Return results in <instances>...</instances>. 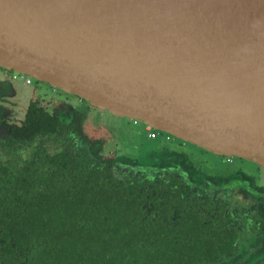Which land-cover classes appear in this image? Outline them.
Listing matches in <instances>:
<instances>
[{
	"label": "water",
	"instance_id": "water-1",
	"mask_svg": "<svg viewBox=\"0 0 264 264\" xmlns=\"http://www.w3.org/2000/svg\"><path fill=\"white\" fill-rule=\"evenodd\" d=\"M0 66L264 168V0H0Z\"/></svg>",
	"mask_w": 264,
	"mask_h": 264
},
{
	"label": "trees",
	"instance_id": "trees-1",
	"mask_svg": "<svg viewBox=\"0 0 264 264\" xmlns=\"http://www.w3.org/2000/svg\"><path fill=\"white\" fill-rule=\"evenodd\" d=\"M73 121L71 126L32 103L23 125L12 128L11 146L40 136L61 149L38 150L25 177L12 171L0 176L5 249L24 252L25 264H199L207 254L229 249L223 240L178 241L181 234L194 237L201 221L215 220L214 208L204 205L219 203L221 185L211 186L210 194L194 191L196 184L164 176L162 170L177 167L137 171L122 159L96 156L77 146L82 126Z\"/></svg>",
	"mask_w": 264,
	"mask_h": 264
},
{
	"label": "flooded vegetation",
	"instance_id": "flooded-vegetation-1",
	"mask_svg": "<svg viewBox=\"0 0 264 264\" xmlns=\"http://www.w3.org/2000/svg\"><path fill=\"white\" fill-rule=\"evenodd\" d=\"M4 79L8 83L9 78H0L1 86L5 84L3 82L5 81ZM25 83L26 85H32L33 79L30 82L25 81ZM50 85L52 94L46 93L30 98L21 119H16L15 117L11 119L13 116H10V122L7 123V121H2L0 118V176L7 175L12 171L13 173L18 172L21 177H25V166L27 163H32L36 160L38 150L46 149L47 152H57L61 149L58 141L43 140L40 136L36 140H32L30 145L25 141H18L15 147L10 145L8 139L12 128L23 125L28 108L32 103L38 107L45 108L58 119L71 122V126L74 122L73 117L77 119L78 125L81 124L82 126L76 139L77 146L88 147L90 152L96 156L110 158L115 161L125 158L138 162L137 158L128 155L129 151L124 147V144L120 143L125 135L129 136L131 132L135 137L145 134L148 139H157L163 132L139 119L118 115L110 110L91 106L81 96L67 92L52 84ZM12 95L13 92L11 91L10 96ZM12 98L9 99L12 100ZM0 101L4 107L7 106L3 98ZM11 103L13 105L15 102L12 101ZM115 117L125 119L122 127L119 123L115 124L110 121L111 118ZM177 139L179 140L180 138L174 135H167L166 138V140L171 141H176ZM179 141L176 146H163L168 148L165 150L169 153L166 161L161 160L158 162V159L156 163L151 165L156 168L164 165L177 167L178 171L173 172L164 169L162 172H164V176H169V178L174 175L180 180H185L193 185L196 184L194 191L203 192L205 190L210 194L212 192L211 186L221 185L222 187L219 188L220 191L217 193L219 198L221 197L218 201L219 203L204 205V207L214 208L213 218L215 220L212 222L201 221L199 231L194 237L190 238L181 234V237H178V241L183 239L199 242L223 240L227 244L229 242V249L207 254V259L202 260L199 264H264V188L259 183L258 174H255V170L245 171L240 164L235 166L233 172L226 175V167H233L232 165L238 160L240 163L248 160L246 161V159L236 156L219 155L191 142L182 139ZM185 143L196 145L202 154L210 152L220 157L226 163L225 170L214 169L211 163H206V160L197 161L194 159V161H186L185 152L183 153L178 146ZM152 149L154 148H149V151ZM206 165L210 166V171L204 168ZM256 166L261 170L264 169L258 164ZM28 168H31L30 164ZM198 195L200 198L205 196L204 194ZM217 207L220 209H217ZM219 216L223 218L217 219ZM167 222H170V220ZM234 230L237 231L236 236L232 234ZM218 234L221 237H218ZM172 238L175 240L174 237ZM6 242L7 239L0 234V264H25L24 252L5 249Z\"/></svg>",
	"mask_w": 264,
	"mask_h": 264
},
{
	"label": "rangeland",
	"instance_id": "rangeland-1",
	"mask_svg": "<svg viewBox=\"0 0 264 264\" xmlns=\"http://www.w3.org/2000/svg\"><path fill=\"white\" fill-rule=\"evenodd\" d=\"M6 68L0 67V78H9L8 83L3 81L5 84L3 86L0 85V99L3 98V100L6 101V107L3 106L2 102L0 101V118L2 121L10 122V116L12 118L21 119L23 112L27 108L28 101L30 98H33L34 96H40L46 93H51V85L46 81H41L33 78L32 85H26L25 83V74H21L19 72L13 71V70H7ZM10 74V75H9ZM9 76V77H7ZM11 76V77H10ZM13 92V95L10 96V92ZM48 91V92H47ZM13 97V98H12ZM9 98H12L10 100ZM15 102L13 105L11 102ZM123 118H111L110 121L116 123H119L120 126H123ZM18 121V120H17ZM133 133H129V136L125 135V137L121 140V144H124L127 151H129V156H132L134 158L138 159V162L130 161L128 159L122 158L124 162H132L135 164H139L140 166H148L151 164H154L157 162L158 158L160 156L168 155V151H165L168 149V146L171 147V145H177L176 141L166 140L167 135H172L168 132H162V134L157 139H148L145 134L135 137L132 135ZM133 137V138H132ZM171 141V142H169ZM180 142V141H179ZM179 149L184 153L185 160L188 161H201L206 160V163H211L212 167L216 170L222 171L225 170L226 163L225 161L221 160L220 157L213 153L208 154H202L198 150V147L196 145L185 143L184 145H178ZM162 147V148H161ZM149 148H154L149 151ZM161 148V149H160ZM160 149V150H158ZM178 149V150H179ZM180 153V152H179ZM247 161V160H246ZM242 165L245 171L250 172L255 170V174L259 176L260 178V185L264 188V169L261 170L257 168V164L252 161H247L240 163L235 162L233 167H226L225 174H229L234 171L235 166ZM255 167V168H254ZM204 168H206L208 171L211 170L209 165H206Z\"/></svg>",
	"mask_w": 264,
	"mask_h": 264
},
{
	"label": "built area",
	"instance_id": "built-area-1",
	"mask_svg": "<svg viewBox=\"0 0 264 264\" xmlns=\"http://www.w3.org/2000/svg\"><path fill=\"white\" fill-rule=\"evenodd\" d=\"M33 79V77L25 75V81L30 82Z\"/></svg>",
	"mask_w": 264,
	"mask_h": 264
}]
</instances>
